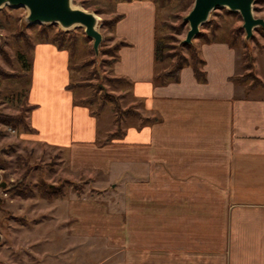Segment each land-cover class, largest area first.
<instances>
[{"label": "crops", "instance_id": "1", "mask_svg": "<svg viewBox=\"0 0 264 264\" xmlns=\"http://www.w3.org/2000/svg\"><path fill=\"white\" fill-rule=\"evenodd\" d=\"M113 9L112 36L128 46L116 51L112 78L145 119L125 117L132 124L105 143L113 122L88 129L92 140L52 145L70 152L72 171L97 169L120 183L125 216L115 227L94 225L84 203H70L67 216L80 220L70 228L83 236L115 229L122 264H264V55L253 52L261 84L250 90L232 79L246 72L235 46L218 38L197 44L205 82L185 66L177 82L158 84L168 64L154 60L156 4L117 0ZM60 198L50 212L58 227Z\"/></svg>", "mask_w": 264, "mask_h": 264}, {"label": "rangeland", "instance_id": "2", "mask_svg": "<svg viewBox=\"0 0 264 264\" xmlns=\"http://www.w3.org/2000/svg\"><path fill=\"white\" fill-rule=\"evenodd\" d=\"M116 1L72 0L75 6L97 17L96 26L102 35L97 54L83 27L64 29L58 24L31 27L26 22L28 11L25 7L3 6L0 9V67L14 76L0 78V114L16 115L23 110L27 123V127L19 124L12 128L0 121V264H122L115 229L83 236L70 228L80 220L67 216L70 203L73 206L84 203L83 214L92 212L94 225L108 223L115 227L125 216L119 206L117 189L120 183L97 169L72 171L70 152L52 147L56 143L66 146L71 141L92 140L88 129L101 130L110 127L111 122L115 124L113 105L100 100L99 89L119 95L124 88L112 80L111 67L117 43L112 36L114 28L103 24L114 17ZM255 1L253 15L264 19V2ZM193 3L194 0L156 3L158 36L170 35L172 45L187 57L189 52L182 47L185 45L182 40L189 26L184 18ZM20 25L25 26L24 34L17 30ZM40 25H52L47 36L39 33ZM238 27L241 30L234 34L232 31ZM58 29L75 32L72 59L67 49H58L49 39ZM199 32L205 35L213 32L216 38L223 40L236 38L234 46L238 60L246 72L244 53L264 55V29L255 28L252 37L246 40L240 14L226 8L212 10ZM202 41V37L197 36L190 45L197 47ZM118 42L119 48L128 46L123 39ZM32 45L35 46L33 51ZM52 53H55L54 58ZM21 55L27 58V65L20 59ZM89 60L90 64H84ZM68 61L72 66L78 65L77 68L73 66L72 71H67L64 65ZM167 64L168 61L162 63L163 66ZM258 64L264 72V58H260ZM70 82L80 85L64 90L63 84ZM119 103L122 108L127 107L126 99L119 98ZM27 105L34 107L26 110ZM125 117L129 116L122 118L120 129L132 124ZM95 118L96 122H92ZM84 128L87 133L80 130ZM17 179H22L26 189L35 194L28 198L6 194L1 183ZM41 180L50 185L62 184L64 196L60 198L59 227L50 215L53 198H43L37 192ZM81 222L84 223V219Z\"/></svg>", "mask_w": 264, "mask_h": 264}, {"label": "trees", "instance_id": "3", "mask_svg": "<svg viewBox=\"0 0 264 264\" xmlns=\"http://www.w3.org/2000/svg\"><path fill=\"white\" fill-rule=\"evenodd\" d=\"M77 1V0H74ZM153 3H164L169 0H151ZM256 3L264 2V0H256ZM11 8V7H8ZM4 13V11H1ZM120 18V15L116 14L113 18L104 21L103 24H107L109 27H113V25L117 22V20ZM205 24V23H204ZM166 25V23L164 24ZM2 26L1 20H0V28ZM31 27L35 26L34 24L30 25ZM52 25H40L39 33L41 35L47 36L49 29ZM25 26L20 25L17 30L18 32H24ZM157 23L155 26V40H154V60L156 62H165L168 61V66L158 71L154 75V81L158 84H165L167 82H177L179 79V73L180 70L185 66H190L193 70L194 76L196 80L199 82H205L206 81V74L205 71L202 69V66L204 65L203 59L200 57L197 47H192V45H182V47H185L188 52L189 56H185L181 52H178L176 50L175 45H172L171 43V37L170 35H162L158 36L157 34ZM239 30H241L240 27L237 29H234L232 32L234 34H238ZM25 33V32H24ZM23 33V34H24ZM201 36L204 42H212L216 39L215 34L213 32L211 35H205L201 32H199L196 37ZM50 41L58 48V49H67L69 51L70 58L72 59L74 57V43L76 40L75 32L73 31H62L57 30L55 31L50 37ZM228 46L232 47L234 46L235 42H237L236 38H230L229 40H225ZM33 48V45L31 49ZM119 48V42H117L114 45L115 53ZM245 62L243 63V66L247 69V72H245L241 76L233 77L232 79L238 81V82H245L247 80H251V82L246 87L247 90L254 88L257 85L261 84V80L256 77L255 75V67H254V56L249 53H244ZM117 57V54L115 55V59ZM20 59H22L23 63L27 65V58L23 55L20 56ZM114 59V60H115ZM91 60L86 61L84 64H90ZM74 66V65H73ZM72 65H69V68L72 69ZM78 66V65H76ZM74 66L75 68H77ZM73 67V68H74ZM14 77L13 74L7 73L0 67V78H10ZM112 80H119V78L112 79ZM80 85V83H69L66 85V89H73L76 86ZM101 96V101H109L113 105V109L115 112L114 121L116 124V130L112 133H110L106 139L102 143L110 141L113 137H116L121 134L122 130L120 129V122L124 116H137L142 119H145L142 117L138 111L134 109L132 105L127 106L125 108H122L119 103V95H112L111 93L106 92L104 89H99ZM26 110H30L33 108V105H27ZM0 121L4 124L10 125L12 128L17 127L19 124H21L24 127H27V123L24 119V113L23 110H20L18 114L16 115H6V114H0ZM3 187V191L6 194L16 195L22 198H28L32 197L35 193L30 190L26 189V186L23 185L22 179H17L16 181H9L6 183H1ZM4 184V186H3ZM37 192L38 194L46 199H52L56 197H62L63 196V188L62 184L58 185H50L49 183H46L45 181L41 180L37 184Z\"/></svg>", "mask_w": 264, "mask_h": 264}, {"label": "water", "instance_id": "4", "mask_svg": "<svg viewBox=\"0 0 264 264\" xmlns=\"http://www.w3.org/2000/svg\"><path fill=\"white\" fill-rule=\"evenodd\" d=\"M253 4L254 0H194L193 7L184 18L189 28L182 44L188 45L192 42L199 33L200 26L207 21L210 12L217 8L239 13L245 39H250L255 28L264 29V19L253 15ZM3 6L25 7L28 11L27 25L58 24L64 29L83 27L85 35L92 40L94 53H98L102 35L96 28V15L75 6L72 0H0V9Z\"/></svg>", "mask_w": 264, "mask_h": 264}, {"label": "bare ground", "instance_id": "5", "mask_svg": "<svg viewBox=\"0 0 264 264\" xmlns=\"http://www.w3.org/2000/svg\"><path fill=\"white\" fill-rule=\"evenodd\" d=\"M96 20H97V17H96ZM97 25V24H96ZM96 28H97V26H96Z\"/></svg>", "mask_w": 264, "mask_h": 264}]
</instances>
